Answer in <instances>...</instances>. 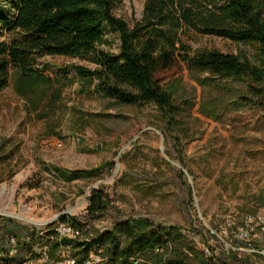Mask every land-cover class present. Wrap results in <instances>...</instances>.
<instances>
[{
  "label": "rangeland",
  "instance_id": "obj_1",
  "mask_svg": "<svg viewBox=\"0 0 264 264\" xmlns=\"http://www.w3.org/2000/svg\"><path fill=\"white\" fill-rule=\"evenodd\" d=\"M16 1L0 0L3 12L12 16ZM145 1L119 0L113 13L132 28ZM104 35L97 50L118 53L117 32L105 26ZM10 39L0 25V40ZM183 40L192 52L251 60L256 53L254 44L215 35L188 31ZM76 66L99 67L92 53L37 55L35 84L23 94L21 71L9 69L8 86L0 91V217L46 234L31 249L46 250L48 264H69V257L77 262L73 246L53 247L59 229L58 236H47L50 220L54 227L65 224L61 217L77 219L78 241L120 221L145 219L182 236L162 257L201 264L204 249L214 244V264H264L251 252L227 254L224 246L227 217L238 226L246 213L264 215V81L255 85L176 63L155 76L177 109L168 117L154 104L121 105L101 96ZM93 191L108 202L92 214L87 207ZM256 232L253 247H264V232Z\"/></svg>",
  "mask_w": 264,
  "mask_h": 264
},
{
  "label": "trees",
  "instance_id": "obj_2",
  "mask_svg": "<svg viewBox=\"0 0 264 264\" xmlns=\"http://www.w3.org/2000/svg\"><path fill=\"white\" fill-rule=\"evenodd\" d=\"M118 1L17 0L12 16L0 6V25L11 35L10 41L0 40V91L8 86L10 68L21 71L24 87L20 83V93L32 88L35 79L31 77V66L37 55L82 57L92 53L99 67L91 70L76 66L75 70L79 77L94 83L101 96L121 105L154 104L168 117H173L177 109L171 94L155 76L176 63L189 71L248 79L255 85L264 81V0H146L142 18L132 28L113 13ZM105 26L118 34V53L97 50L106 42ZM188 31L254 44V60L217 51L192 52L183 40ZM107 202V195L93 191L87 210L92 214L103 211ZM60 221L82 231L74 217H61ZM53 224L46 225L48 237L58 236ZM39 232L2 219L0 264H21L27 255L33 257L32 245L43 244L46 235ZM9 233L19 241L13 250ZM181 237L153 227L148 220L134 219L120 221L111 231L96 234L88 241L60 237L53 247L73 246L77 264L88 252L103 248L100 254L107 258V264H127L131 257H140L139 264H187L184 259L160 254ZM204 255L206 260L200 263L213 264L211 257Z\"/></svg>",
  "mask_w": 264,
  "mask_h": 264
},
{
  "label": "built area",
  "instance_id": "obj_3",
  "mask_svg": "<svg viewBox=\"0 0 264 264\" xmlns=\"http://www.w3.org/2000/svg\"><path fill=\"white\" fill-rule=\"evenodd\" d=\"M0 221H2L1 217H0ZM49 223L51 224V220L49 221ZM225 224L226 226L224 228V231L225 233H227L226 239L229 241V244L226 241L224 242V246L227 254H231V255L234 254L239 257V255H244V253L242 252L253 253V249H262V256L260 257L264 258V247L255 248L252 245V236L257 233L256 231L261 230L264 232V221H260V214L255 215L253 213H246L242 219V222L238 226L235 225L234 217H227ZM55 228L61 229L63 231V236H66L67 229L72 228V226L63 227L62 224H58V226H55ZM9 238H11V250H13L14 247H16V245L19 244L18 237L12 233H9ZM214 249H215L214 244H210L204 249V250H208V255H211L212 259H213V255L211 252ZM157 250H163V249L161 248L154 249V251ZM100 253L101 252L99 250H94V252H88V255L85 258H83L81 264H107L108 263L107 258ZM1 258H2V251H0V260ZM141 261L142 259L140 257L137 258L131 257L127 264H139ZM25 264H48V252H46V250H41L35 247L33 260ZM69 264H77V262H71L69 257ZM224 264H230V263L226 262Z\"/></svg>",
  "mask_w": 264,
  "mask_h": 264
},
{
  "label": "bare ground",
  "instance_id": "obj_4",
  "mask_svg": "<svg viewBox=\"0 0 264 264\" xmlns=\"http://www.w3.org/2000/svg\"><path fill=\"white\" fill-rule=\"evenodd\" d=\"M260 221H264V215H260ZM62 226L63 227H71L70 225H68V223L62 224ZM76 231H77V233H76ZM58 232L61 234L60 237H68V238H71V239H74V237L76 238L77 236L80 235L79 230L74 229V228H68L67 229V235L66 236H63V231L61 229H59ZM204 252H205V254L207 256H211V255H208V250H205ZM253 253L256 254V255H258V256H262V249H253ZM29 262H31V261H29Z\"/></svg>",
  "mask_w": 264,
  "mask_h": 264
}]
</instances>
